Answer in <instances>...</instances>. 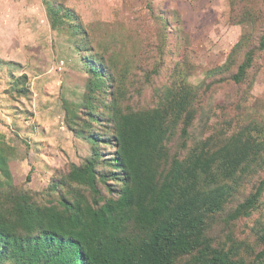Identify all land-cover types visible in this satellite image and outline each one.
I'll use <instances>...</instances> for the list:
<instances>
[{
	"label": "rangeland",
	"instance_id": "rangeland-1",
	"mask_svg": "<svg viewBox=\"0 0 264 264\" xmlns=\"http://www.w3.org/2000/svg\"><path fill=\"white\" fill-rule=\"evenodd\" d=\"M228 4L0 0V203L24 196L34 207H59L65 198L81 202V208L98 209L117 198L108 192L119 188L110 178L106 186H96L101 197L97 207L87 187L70 180L73 168H82L92 158L93 145L83 128L102 122L89 123L90 111L97 119L103 113L110 116L108 110L143 120L161 113L168 127L158 179L172 159H185L201 143L207 142L213 154L232 140L264 134V50L260 52L258 43L264 0L235 2L231 12ZM50 8L57 14L54 23ZM241 14L253 21L234 24ZM249 51L254 53L252 65L244 83L234 85L230 77ZM93 59L102 66L103 88L93 85ZM178 87L189 97L188 113L181 116L167 110L164 98L159 101ZM187 118L192 121L182 136ZM97 150L103 160L115 152L104 144ZM263 178L264 157L236 182H228L234 190L222 211L207 218L204 235L211 248L230 250L233 263L255 264L254 255L264 249L257 240L264 225V191L248 218L224 222ZM178 264L196 262L186 256Z\"/></svg>",
	"mask_w": 264,
	"mask_h": 264
},
{
	"label": "trees",
	"instance_id": "trees-1",
	"mask_svg": "<svg viewBox=\"0 0 264 264\" xmlns=\"http://www.w3.org/2000/svg\"><path fill=\"white\" fill-rule=\"evenodd\" d=\"M245 1L235 0L238 5ZM235 2L229 0V12ZM48 13L54 23L57 14L52 8ZM251 21L252 16L241 14L233 23ZM73 29L76 31V26ZM261 29L258 43L263 52L264 26ZM81 38H85L82 32ZM253 58V51L244 55L230 77L234 85L244 83ZM92 61L89 73L96 78L93 85L103 88L102 66ZM176 89L166 91L159 101L164 98L167 110L181 116L187 112L189 97L180 87ZM89 113V123H102L96 128H83L88 130L87 139L93 145L92 158L82 168H73L70 180L87 187L92 194L91 204L97 207L101 197L96 186H106L110 178L119 188L108 192L117 193V198L94 209L90 205L81 208V202L65 198H61L59 207L40 208L27 197H7L0 203V264H178L186 256L196 264H237L230 261V250L225 253L212 249L204 231L208 228L207 218L222 211L234 190L228 182H236L246 169L263 159L264 134L258 132L244 142L232 140L213 154L207 142L201 143L185 159H172L169 170L158 179L156 168L165 157L161 144L168 127L161 113L147 120L131 114L118 117L114 110L99 119ZM191 121L187 118L182 136ZM100 144L115 148V152L103 160L97 150ZM263 191L264 178L224 222L248 218ZM257 240L264 245V225ZM254 259L255 264H264V249Z\"/></svg>",
	"mask_w": 264,
	"mask_h": 264
}]
</instances>
